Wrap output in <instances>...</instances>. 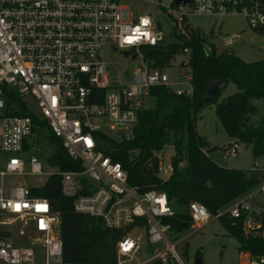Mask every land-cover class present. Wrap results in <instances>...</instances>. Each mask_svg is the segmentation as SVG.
<instances>
[{
	"label": "built area",
	"instance_id": "1",
	"mask_svg": "<svg viewBox=\"0 0 264 264\" xmlns=\"http://www.w3.org/2000/svg\"><path fill=\"white\" fill-rule=\"evenodd\" d=\"M148 3L169 16L170 43L176 41L173 32L187 35L195 30L186 24L190 14L240 12L251 28L264 24V0H0V152L6 155L0 165V264H93L62 261L59 214L45 198L30 193V187L44 181H5L8 176L47 177L52 173L60 175L61 193L72 198L76 212L99 218L109 228L124 229L143 220L117 240L114 264H126L141 250V236L131 233L141 227L150 256L135 264H185L181 257L185 236L162 221L174 213L166 199L161 203L164 193L130 185L122 164L101 148L102 135L117 141L103 127L132 133L138 113L147 107L152 86H164L176 94L191 93L190 71L181 83L170 80L166 68L153 66L144 57L145 48L167 45L162 43L165 32L158 17L136 10ZM142 16L151 19L147 28L140 25ZM137 26L149 31L155 44L141 37L139 43L122 45L121 37ZM235 39L227 37L224 44ZM105 43L113 51L131 54L129 81L122 82L117 74L108 72L102 60ZM181 51L189 53L187 47ZM177 84L184 87H171ZM5 91L21 100L25 95L32 97L39 111L32 115L46 121L68 156L80 160V170L42 171L46 163L35 149L42 139L33 131L32 117L4 114ZM94 119L102 124L93 123ZM222 152L235 156L238 143L230 142ZM153 155L157 157L156 175L165 179L171 173V163L164 166L156 151ZM255 192L264 196V180ZM259 205L249 192L234 198L217 214H210L197 201H189L185 209L192 229L224 212L231 217L242 214V231L264 239L261 222L254 216L259 214ZM263 263L264 257L241 251L236 264Z\"/></svg>",
	"mask_w": 264,
	"mask_h": 264
},
{
	"label": "trees",
	"instance_id": "2",
	"mask_svg": "<svg viewBox=\"0 0 264 264\" xmlns=\"http://www.w3.org/2000/svg\"><path fill=\"white\" fill-rule=\"evenodd\" d=\"M252 29L264 34V24ZM173 35L176 41L145 48L143 54L151 65L164 67L174 52L187 47L186 64L190 70L191 93L176 94L164 86H152L149 103L138 113L131 136L116 141L102 135L101 148L111 159L122 164L130 185H136L140 190L162 191L171 207L182 208L162 217L173 232L180 234L191 225V218L185 209L189 201H197L210 214H217L234 198L264 179V172L255 169L217 165L208 153L222 150L230 142L208 146L205 137L195 131L200 110L213 104L222 129L233 138L231 142L249 145L253 159L264 156V118L257 124L251 122V116L258 113L253 100H260L264 105V58L245 62L230 52H217L214 44L198 31L190 30L187 35L173 32ZM212 77H226L227 80L212 97H206L203 92ZM229 81L235 90L218 100ZM3 112L32 117L33 131L51 147L45 158L48 166L61 171L81 169L80 160L68 156L60 139L50 132L46 121L33 116L23 101L10 91L4 93ZM165 144L172 145L174 154L170 158V175L161 179L156 175L157 157L153 152L161 150ZM182 161L184 163L179 166ZM30 193L45 198L51 209L59 214L58 235L63 262L114 264L117 240L133 224L143 223V220H136L124 229L109 228L99 218L76 212L72 198L61 193L60 175L57 173L48 175L42 184L30 187ZM254 216L264 229V202L259 205V214ZM242 217V214L231 217L224 212L216 218L227 234L236 240L237 250L264 257V239L260 235L243 232Z\"/></svg>",
	"mask_w": 264,
	"mask_h": 264
},
{
	"label": "rangeland",
	"instance_id": "3",
	"mask_svg": "<svg viewBox=\"0 0 264 264\" xmlns=\"http://www.w3.org/2000/svg\"><path fill=\"white\" fill-rule=\"evenodd\" d=\"M139 9L141 13L149 12L150 14H154L158 17L160 26L165 32L162 43H170L172 37L168 35V30L171 26L169 16L165 12L158 10L154 5H150V3L143 7L137 6L136 10ZM186 24L187 27L195 29L194 31H198L209 42L210 39L213 38L217 43H219V46L216 47L217 52H230L245 62L264 58V34L253 30L246 21L244 15L240 12L228 11L219 15L190 14L186 17ZM235 36L236 39L231 44H224L225 38ZM188 54L189 53L186 54L182 52L180 49L170 56L168 64L163 67L166 68L165 71L167 72L170 80L177 79L180 83L186 80V76L189 73V67L185 64ZM130 55V53L124 55L122 51H113L110 48L109 43H105L102 49V60L107 64L108 72L114 76L117 74L122 82H127L130 79L132 63ZM135 62L138 63L139 60L137 59ZM171 87L181 88L184 87V85L177 84ZM234 90L235 87L233 83L230 81L227 82L221 90L218 99H221L222 96L231 94ZM22 101L24 102L26 109L31 114L38 115V108L30 95L23 96ZM253 103L257 106L258 113L251 116V122L253 124H257L264 118V105L260 100H253ZM213 108V104H210L204 106L200 110L195 122V131L199 135L209 139L211 145H220L228 142L229 138L216 118ZM93 123L102 124V121L100 119H94ZM103 129L117 140L129 138L131 135L129 129L125 130L123 134L110 131L107 127H103ZM48 144L42 140L35 146L41 160H45L51 152V147H49ZM158 154L162 156L163 165H167L171 156L174 154L172 145L165 144L162 149L159 150ZM208 155L211 157L212 161L222 167L247 168L253 162L249 145L240 142L238 143V152L235 156H224L222 150L220 149L209 152ZM5 156L6 155L0 152V165L4 161ZM182 164L183 162L181 165ZM257 167L258 172H264V170L260 169L261 167L264 168V161H262ZM53 168L54 167H50L46 164L42 167V171L48 172L53 170ZM45 178V174L38 176L20 175L8 176L5 181L7 183L40 184ZM256 198L260 204L264 202V196L262 194L257 193ZM171 209L173 211H180L182 208L173 206ZM131 233L141 236L139 240L141 250L132 260L126 262V264L142 262L150 256V253L146 252L144 229L141 227ZM180 235L185 236L184 253L181 254L185 264H236L238 255L241 253V250H237L236 240L227 234L225 228L217 218H211L208 223L197 229L188 227L187 229H184ZM197 260L198 263H195Z\"/></svg>",
	"mask_w": 264,
	"mask_h": 264
},
{
	"label": "clouds",
	"instance_id": "4",
	"mask_svg": "<svg viewBox=\"0 0 264 264\" xmlns=\"http://www.w3.org/2000/svg\"><path fill=\"white\" fill-rule=\"evenodd\" d=\"M151 24V19L147 16L140 17V25L144 28H147ZM141 37L149 39L152 44H155V39L151 37V33L149 31H142L140 26L134 27L131 30L130 34L121 37L122 45H131L134 43H139ZM166 197L162 196V204L165 202ZM46 207V202H45ZM131 243V242H129Z\"/></svg>",
	"mask_w": 264,
	"mask_h": 264
},
{
	"label": "crops",
	"instance_id": "5",
	"mask_svg": "<svg viewBox=\"0 0 264 264\" xmlns=\"http://www.w3.org/2000/svg\"><path fill=\"white\" fill-rule=\"evenodd\" d=\"M213 40V41H212ZM212 41V42H211ZM210 43H213L214 44V46L215 47H217V46H219V43H217L213 38H211L210 39ZM190 71V70H189ZM222 97H224V96H222ZM219 100V99H218ZM147 102L149 103V98L147 99ZM197 133V132H196ZM198 134V133H197ZM228 138H229V140H228V142H226V143H223V144H220V145H224V144H227V143H229V142H231V141H233V138L232 137H229L228 136ZM206 140H207V142H208V146H213V145H216V146H220V145H218V144H213V145H211L210 144V142H209V139H207V138H205ZM237 143H239V142H237ZM240 143H242V142H240ZM158 152L159 151H156V155L157 156H161V155H159L158 154ZM162 157V156H161ZM224 157V156H223ZM222 157V158H223ZM211 158V157H210ZM262 161H264V156H259V157H256V158H254L253 159V162H252V164L249 166V167H247V168H245V167H242V168H244V169H255V170H257L258 171V167L257 166H259V164L262 162ZM183 162V161H182ZM182 162H180V163H182ZM169 163H170V161H169ZM184 163V162H183ZM182 166V165H181ZM221 166V165H220ZM235 168H241V167H235ZM260 169H262V170H264V168H260ZM167 178V177H166ZM165 178V179H166ZM264 180V179H263ZM262 180V181H263ZM261 181H259V183H260ZM259 183H257L254 187H252V188H250L248 191H246L245 193H253V195H254V199L257 201V202H259L258 200H257V198H256V194L258 193V192H255L254 193V190L256 189V187H257V185L259 184ZM244 194V193H243ZM260 203V202H259Z\"/></svg>",
	"mask_w": 264,
	"mask_h": 264
},
{
	"label": "water",
	"instance_id": "6",
	"mask_svg": "<svg viewBox=\"0 0 264 264\" xmlns=\"http://www.w3.org/2000/svg\"><path fill=\"white\" fill-rule=\"evenodd\" d=\"M123 54L126 55L125 52H123ZM226 80H227L226 77H212V78H210L207 82V85H206V88L203 92V95L206 97H212L216 93V91L218 90L219 86L222 85L224 82H226ZM195 263H198V260Z\"/></svg>",
	"mask_w": 264,
	"mask_h": 264
},
{
	"label": "snow or ice",
	"instance_id": "7",
	"mask_svg": "<svg viewBox=\"0 0 264 264\" xmlns=\"http://www.w3.org/2000/svg\"><path fill=\"white\" fill-rule=\"evenodd\" d=\"M161 203H162V201H161ZM19 209V206L17 205V210Z\"/></svg>",
	"mask_w": 264,
	"mask_h": 264
}]
</instances>
